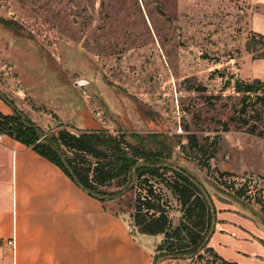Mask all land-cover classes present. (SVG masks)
<instances>
[{
    "label": "rangeland",
    "instance_id": "1",
    "mask_svg": "<svg viewBox=\"0 0 264 264\" xmlns=\"http://www.w3.org/2000/svg\"><path fill=\"white\" fill-rule=\"evenodd\" d=\"M244 4L0 0V93L45 132L122 136L184 169L228 224V236L213 239L219 254L264 264V238L255 231L264 229V204L256 201L264 200V114L259 106L238 112L234 87L264 81V34L250 25V12L264 11ZM12 112L0 97V113ZM133 196L106 206L154 253L163 236L134 226Z\"/></svg>",
    "mask_w": 264,
    "mask_h": 264
},
{
    "label": "trees",
    "instance_id": "2",
    "mask_svg": "<svg viewBox=\"0 0 264 264\" xmlns=\"http://www.w3.org/2000/svg\"><path fill=\"white\" fill-rule=\"evenodd\" d=\"M234 87L239 94L238 112L247 113L249 107L259 106V114H264V81L237 80ZM0 97L13 108L9 115L0 113V134L13 136L58 165L105 206L110 199L120 202L124 195L134 194L130 213L134 226L142 234L163 236L154 264L165 259H184L189 264H239L225 259L210 245L217 224L216 208L187 171L122 136L100 131L75 133L66 128L50 134L13 101L1 93ZM248 131L256 133V126ZM111 186L115 189L107 190ZM256 201L264 204L260 198Z\"/></svg>",
    "mask_w": 264,
    "mask_h": 264
},
{
    "label": "crops",
    "instance_id": "3",
    "mask_svg": "<svg viewBox=\"0 0 264 264\" xmlns=\"http://www.w3.org/2000/svg\"><path fill=\"white\" fill-rule=\"evenodd\" d=\"M244 3L246 11L254 4L264 11V0ZM250 14L251 28L264 34V13ZM221 219L218 213L210 241L217 252L213 239L228 229ZM132 231L123 215L106 208L58 165L0 134V264H153L157 246L152 253ZM255 231L263 240L264 229ZM10 238L14 249L3 250Z\"/></svg>",
    "mask_w": 264,
    "mask_h": 264
},
{
    "label": "built area",
    "instance_id": "4",
    "mask_svg": "<svg viewBox=\"0 0 264 264\" xmlns=\"http://www.w3.org/2000/svg\"><path fill=\"white\" fill-rule=\"evenodd\" d=\"M15 247V240L14 238H10L6 240L3 244V250H13Z\"/></svg>",
    "mask_w": 264,
    "mask_h": 264
},
{
    "label": "water",
    "instance_id": "5",
    "mask_svg": "<svg viewBox=\"0 0 264 264\" xmlns=\"http://www.w3.org/2000/svg\"><path fill=\"white\" fill-rule=\"evenodd\" d=\"M79 83H80V82H79ZM79 83H78V84H79ZM80 84H81V83H80Z\"/></svg>",
    "mask_w": 264,
    "mask_h": 264
}]
</instances>
